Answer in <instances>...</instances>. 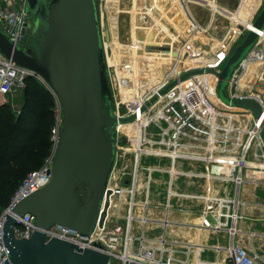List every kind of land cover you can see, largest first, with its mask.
Here are the masks:
<instances>
[{
	"label": "built area",
	"instance_id": "built-area-1",
	"mask_svg": "<svg viewBox=\"0 0 264 264\" xmlns=\"http://www.w3.org/2000/svg\"><path fill=\"white\" fill-rule=\"evenodd\" d=\"M27 2L28 0H20V3L12 8H5L0 4V29L8 32L17 44H22L24 39L22 32L25 29V22L28 18L26 15ZM147 3L148 8L145 7L144 10L146 19L149 18L147 9L153 11L151 4H149L150 0H147ZM243 3L248 4L245 7H248L250 12L253 13L250 24L254 27L255 21L263 9L264 0H249V3L247 0H242L241 6ZM252 3L255 5H250ZM196 26L193 27L192 24L194 34L200 33L201 30V28ZM235 28L229 30L222 42V49L225 50L230 45L229 50L221 58L218 56V64L212 67V70L219 74L221 73L222 65L231 55V50L242 38L245 39L250 32L254 31L244 27V25L237 27L236 31ZM254 29L259 34L260 41L235 71L230 82L228 94L232 101L246 99L256 101L263 111V116L260 120L256 119L248 110L234 109L223 104L218 96L219 79L214 74H204V76L212 75V89H210L211 85L207 86L205 81L198 79L197 77L199 76L192 77L183 83L179 82L176 87L168 91L159 101L145 110L146 106L160 92L170 85L171 82L178 81L183 74L178 73L173 80H166L160 86L152 88L147 93L136 94L134 91L131 92V79L127 78L124 73L126 70L116 66L114 62H111L106 57L110 84L114 95L115 116L118 121L132 118L133 121L128 123L119 122L117 127L115 166L103 197L101 209V214L106 213L107 215L105 226L101 229L98 225L95 233L91 236H83L77 232L55 226L44 232L47 242L57 238L72 243L83 250L96 249L95 244H98L102 247V250H97L109 255L108 264H171L174 257L172 256L173 251L170 250L171 242L167 238V230L168 226L172 224L168 220L169 213L173 207L172 200L175 198H187L186 195L183 196L176 192L177 180L195 176L189 171L187 173L178 170L187 168L190 164L201 162H208L214 165L216 169L222 167L231 168L228 165L229 163L215 160L212 157V153L216 152L232 154L241 145L240 132L244 131L242 128L235 130L228 124L215 125L213 123L218 118H222L221 115L228 113L229 110H242L246 113L245 115L252 118L249 123L251 128L246 130L248 131L247 140L240 150V160L234 163L236 165L235 168L240 167V170L243 168L264 169V138L262 134L264 100L253 93H240L239 83L241 77L237 76L239 73H246L251 63L264 59V50L261 42L264 31ZM177 37L180 38L176 48H179L181 54L192 53L193 43L191 39H183L180 35H177ZM178 45L180 46L178 47ZM29 78H34L45 85L56 100V125L52 130L51 137L53 147L44 165L26 177L12 197L9 207L0 215V264H3L9 258L3 242V231L7 216L13 207L18 206L51 183L52 165L62 133V112L56 95L41 77L29 70L18 67L0 53V98L2 104L11 106V99L19 98L24 93L26 82ZM214 102H219L222 107H227L228 112H225V107L222 108L218 103L216 105ZM17 110V114H20L21 109L17 108ZM151 128L160 130L162 134L159 139L152 138ZM197 132L204 135L209 134L208 139L205 138V144L196 135ZM231 133H235L238 136L236 138L231 137ZM208 143L213 147L217 146V148H207L206 144ZM254 150H257L258 153L253 157L256 160L252 161L249 159L253 156ZM205 151L207 152L206 156L204 154ZM194 152L200 154L194 155ZM130 156L133 157L132 166L129 165L128 159ZM150 158L168 160L172 167L169 170L170 181L166 191V202L163 205L167 219L163 222L151 217L149 214L150 210H153L155 206L154 195L151 192L152 179L147 188L141 189L139 186L140 178L143 174L142 169L145 162ZM155 170L156 168L152 167L149 170L150 178ZM156 171L163 172V170ZM203 178H205V175H203ZM232 180L235 181L238 187L243 183L241 174L238 178ZM156 193H159V191L156 190ZM176 194L177 196L174 197ZM140 199L142 200L140 201ZM140 202L142 203L141 206H139ZM227 202L226 200L218 201L217 231L224 229L227 220L237 218L234 214H230V205ZM18 220L21 225L15 228L16 239L29 240L37 230L35 217L28 214ZM147 224L155 226L162 224L163 234L160 238L154 234L156 230H148ZM234 234L235 231L232 230V238H229L230 243L223 248V251L228 253L229 263L263 264L256 255L236 244Z\"/></svg>",
	"mask_w": 264,
	"mask_h": 264
},
{
	"label": "water",
	"instance_id": "water-1",
	"mask_svg": "<svg viewBox=\"0 0 264 264\" xmlns=\"http://www.w3.org/2000/svg\"><path fill=\"white\" fill-rule=\"evenodd\" d=\"M22 32L27 40L17 44L0 29V53L20 68L41 77L59 100L62 133L52 165L51 183L11 209L4 225L3 242L8 260L3 264H108L109 255L53 238L45 231L60 227L91 236L107 219L102 202L113 173L117 150L118 121L110 84L102 22L97 0H28ZM29 20L31 22H29ZM264 31V7L254 23ZM108 34L109 30L106 28ZM250 32L226 59L221 73L192 70L168 85L145 108L186 80L214 74L219 79L218 96L223 104L263 116L253 100L232 101L228 94L235 71L259 43ZM264 138V124L262 127ZM32 215L37 230L29 240L16 239L19 218ZM99 249V250H97Z\"/></svg>",
	"mask_w": 264,
	"mask_h": 264
},
{
	"label": "rangeland",
	"instance_id": "rangeland-1",
	"mask_svg": "<svg viewBox=\"0 0 264 264\" xmlns=\"http://www.w3.org/2000/svg\"><path fill=\"white\" fill-rule=\"evenodd\" d=\"M157 1L158 0H150V4H151L150 6L153 8V11L150 9H147V12L149 14V18L151 19V21H153V24H152L149 18L146 19L144 17V10H145L144 0H97V6H98L101 22H102V30H103V38H104V42H105L106 57L111 62H113V60H114L113 58H115L114 57L115 53H117L120 57L122 56L123 47H129L132 50V51L130 50L132 52V55H129V62H127V63L121 62V64L114 62L116 64V66L122 68L121 67L122 63L125 65L126 64H129V65L135 64L136 65L138 63L137 60L139 59V56L137 55L138 54L137 50H139V49L145 50L143 48V46L148 47V44L151 46L152 42H156V46H154L155 44H153V47L155 49L154 50L155 55H158L157 57H155V59L158 60L155 64H158V62L161 61V65L163 67H165L164 68L165 75L161 76L162 79L160 78V79H158V81H156L154 83L153 80H150L151 78L149 79L150 75L147 71H146L147 72L146 74H144V72L141 74L140 73L141 67L142 66L145 67V65L148 66V62L145 63L141 57L140 59H141L142 63L139 66L137 65L138 66L137 67L138 68V71H137L138 77H137V79H135V89L133 90L136 94H137V92H138V94L147 93V92H149V90H151L155 86H160L162 84V82L164 83V81H166V80H173L177 76L178 70L181 71V72L179 71V73H181V74H184V72H186V71H192V70H200V69L212 70V67L214 65L218 64L217 63L218 56L223 51L222 42L224 41L225 36L228 34L230 28L234 29L235 27H240L241 25H244V24H239V23L233 24L232 20H230V19L227 20L224 17H220V15H217V16H219V18L217 19V21H215V24L212 25L210 23L212 21V18H213L212 11L210 9L206 10L205 9L206 3H204V2L209 1V0H206V1L203 0L202 6L196 2L195 3L190 2L191 0H173V1L172 0H160L161 1L160 6L163 4V7H157L156 8L155 6H157V5H155V4ZM192 1H199V0H192ZM215 1H216L217 6H219L220 8H224L225 10L232 13L233 15L238 14L240 8L243 7V10H242L243 14H245L246 16L250 14V15H252L251 17L253 18V13L250 12L248 7L247 8L245 7L248 4L243 3L241 6L242 0H215ZM247 1L249 3V0H247ZM199 2H201V1H199ZM134 3L137 5L136 6L137 8L134 7ZM176 4H177V6H176ZM250 5H255V4L252 3ZM263 7H264V5H263ZM126 13H128V14H126ZM243 14L241 12L240 16H243ZM240 16H238V17H240ZM252 18H250V20H249V18H247V21H246V19H244V17H243L242 20H245V22L248 23L252 20ZM141 19H143V21H144L142 25L140 23ZM188 20H189V22H188ZM164 21H166L167 24ZM29 22H31V21L29 20ZM160 22L164 23L166 25L161 24ZM113 23H115V24H113ZM148 23L149 24L151 23V25H149ZM110 24L113 25V28L110 27ZM192 24H193V27L197 25L198 28H201L200 33L194 34L193 29H192L193 28ZM151 26H152V28H150ZM106 28H108V30H109L108 34L106 32ZM149 28L153 31L149 30ZM167 29L170 33L167 31ZM164 31H165V33H164ZM177 35H180L183 39H187V40H189V38L191 39V41L193 43L192 53L185 55V53L181 54L179 48H176V49L172 48V45L176 46V44H179L178 39L180 37H177ZM25 41H27V40L24 38L22 43ZM145 41H148L147 45L142 44ZM243 41H244V38H242L241 41L233 48V50H231L230 54H232V52L238 46H240ZM179 46L180 45H178V47ZM134 51H136L137 54ZM140 52L143 53V51H140ZM164 53H167V55H170V56L162 57V55H165ZM196 53H198V54H196ZM206 53H207V55H205ZM119 56H117V57H119ZM176 57L177 58L179 57L180 62H176L177 61ZM193 57H196L197 59H191ZM161 58H165V59H161ZM193 60H196V61H194V64H191V66L194 65L195 68L189 67V65H190L189 63L192 62ZM209 61H210V63H209ZM211 62H214V63H211ZM176 63L179 64V68L176 69V67H174L175 68L174 69L173 66ZM118 64H120V66ZM223 65H222V68H223ZM145 68L147 69V67H145ZM157 74H159V73H157ZM242 75L244 77L246 75V73L242 72L241 74L239 73L237 75L238 77H241L240 81L243 78ZM200 78H201V80H203L207 83V86H210L209 83L212 80V78L209 77V75H205V76L202 75ZM142 82H144V84H146L148 82L147 83V89L145 90V92H143L144 90L143 91L141 90L142 87L139 88V86L137 84V83L141 84ZM248 85H250L251 89L254 90L255 92L263 94V97H264V91H262V89L259 87L258 83H255V85L249 83ZM133 88H134V86H133ZM144 88H146V87H144ZM19 99H21V100H19ZM14 100H17L15 102L19 105H17L16 103H13L9 107H10L12 112L17 114V111H18L17 108L21 109L22 106L24 105V102H25V101H23L24 100L23 94L19 98H14ZM0 101H1V98H0ZM11 101H13V100L11 99ZM214 103L216 105H218V104L220 105L219 102H217L218 104L216 102H214ZM15 104L17 107H15ZM162 106H164V104H162ZM220 106L222 107V105H220ZM229 111H232V110H229ZM238 111H241V110H238ZM236 112H237V110H236ZM221 116H222V118H218V120L216 122H213L215 125L216 124H220V125L228 124L235 130H239L240 128H242L244 131H241L240 133L244 132V134L247 132L246 130L251 128L250 125H246L247 122H249V123L251 122V120H252L251 118H248L249 121L244 122L241 119H233L232 115L231 116L230 115L229 116L221 115ZM161 134L162 133L160 132L159 129H156V128L152 129L151 128L152 138L159 139L161 137ZM196 135L199 136V139L203 140L204 144H205V138L208 139V136H209V134L204 135L201 133L199 134L198 132L196 133ZM237 136H238L237 134L231 133V137L236 138ZM245 139L247 140V136L244 137V141L241 142V145L236 152H234L232 154L221 153V152L212 153L213 159L229 163L228 164L229 167L235 168L236 165L234 163L238 162L240 160V157H241V151L240 150L246 142ZM206 146H207V148L211 147L212 149L217 148V146H214V147L211 146L210 143L206 144ZM256 153H258V151L254 150L252 153V155H253L252 157H254V155ZM198 154H200V153L194 152V155H198ZM204 154L206 156L207 152L205 151ZM128 160H129V165L132 166L133 157L130 156ZM151 167L156 168V170H163L162 173L157 172L155 170V172L151 175V178H152V181H151L152 191L151 192L154 195L156 190H159V194L154 195L153 199L155 198L156 201L157 200L158 201L164 200V198H166V196H167L166 191L168 190V183L170 181L169 170H170V168H172L171 164L168 160H156V159L150 158L144 164V168L142 169L143 173L146 175H149L148 172H149V170H151ZM188 170H190V168H187V169L183 168V169H179L178 171H183V172L188 173ZM184 179L185 178L179 179L180 180L179 185L184 184ZM141 200L142 199H140V201ZM174 201H175V199H173V202ZM175 203H176V201L174 203H172L173 204L172 206H174ZM182 259H184V257Z\"/></svg>",
	"mask_w": 264,
	"mask_h": 264
},
{
	"label": "crops",
	"instance_id": "crops-1",
	"mask_svg": "<svg viewBox=\"0 0 264 264\" xmlns=\"http://www.w3.org/2000/svg\"><path fill=\"white\" fill-rule=\"evenodd\" d=\"M199 1L191 0L190 2H196L202 6L203 0ZM19 3L20 0H0V4L5 8H12ZM242 10L243 7L240 8L239 12L237 11V15L225 14L220 17H224L227 20L235 17L236 20L245 26L249 22L247 23L242 19L244 17L247 21L248 15L243 14ZM241 12L243 16H240ZM143 22V19H141V25ZM151 23L153 24V21ZM151 23L148 24L151 25ZM236 23L238 24V22ZM111 25L110 27L113 28V25ZM150 28L149 30H151ZM236 29L237 27L235 31ZM147 42L145 41L142 44L147 45ZM151 44V46L148 44L147 48L143 46L145 50H137L138 54L134 51L139 56L136 67L142 63L141 57L145 63L148 62V66L145 65L147 69L142 66L140 73L142 71L144 74L153 72V65L156 62L153 44L156 46V42ZM172 48L176 49V46L172 45ZM229 48L230 45L222 51L219 58ZM130 50L131 48L129 47H123L122 56L118 55V58H122L121 62H129V55H132V50ZM140 51H143V53ZM261 82L262 89H264V75H262ZM137 84L138 86L140 85L139 83ZM145 87L147 89V85ZM15 101L17 100L13 99L12 104L16 103ZM1 104L2 101H0ZM245 118L248 120V117ZM249 160L253 161L256 159L250 157ZM188 168H190L188 171L195 176L186 177L182 185H179L180 180L178 179L176 184V192L183 196L186 195L187 198H175L176 203L172 207L168 218L170 223H172L167 230V238L171 242L170 250L173 251L172 256L174 257L171 264H230L228 253L223 251V248L230 243L229 238H232V230L235 231L236 244L256 255L264 264V169L243 168L240 170V167L216 169L214 165L208 162L193 163ZM240 174L243 178V183L238 187L232 179L235 180ZM203 175H205V178H203ZM156 194L159 193L155 192L154 195ZM176 196L177 194L174 195V197ZM165 199L156 201L154 198L155 206L153 209L156 211L154 218L160 222L167 219L163 208L166 202ZM219 200L228 201L230 214L237 216L235 219L227 220V224L222 231H217L216 229L218 225L217 211ZM174 202L172 200V203ZM153 230H156V233H154L156 237L160 238L163 234L162 224L157 225ZM183 257L184 259H182Z\"/></svg>",
	"mask_w": 264,
	"mask_h": 264
},
{
	"label": "trees",
	"instance_id": "trees-1",
	"mask_svg": "<svg viewBox=\"0 0 264 264\" xmlns=\"http://www.w3.org/2000/svg\"><path fill=\"white\" fill-rule=\"evenodd\" d=\"M20 114L0 105V215L33 171L39 170L52 152L56 125V100L49 89L29 78Z\"/></svg>",
	"mask_w": 264,
	"mask_h": 264
},
{
	"label": "bare ground",
	"instance_id": "bare-ground-1",
	"mask_svg": "<svg viewBox=\"0 0 264 264\" xmlns=\"http://www.w3.org/2000/svg\"><path fill=\"white\" fill-rule=\"evenodd\" d=\"M173 1V0H172ZM204 1H206V0H204ZM109 2V1H108ZM144 2H145V6L144 7H146L147 5H148V3H147V0H144ZM143 2V3H144ZM161 1L160 0H158L157 2H156V4L155 5H157V6H155L156 8L157 7H163V4L160 6V3ZM194 3V2H193ZM204 3H206L205 4V9L206 10H208V9H210L211 11H212V15H213V18H212V21L210 22L212 25L214 24V22H215V20H216V18L217 17H219V16H217V15H220V16H223V15H225V14H232V13H230V12H228L227 10H225L224 8H220L219 6H217L216 5V1L215 0H209V1H206V2H204ZM150 4V3H149ZM137 5L134 3V7H136ZM137 8V7H136ZM147 8V7H146ZM162 9V8H161ZM143 10V9H142ZM149 11V10H148ZM126 14H128V13H126ZM133 14V13H132ZM235 14V13H234ZM153 15V14H152ZM237 15V14H236ZM132 16V15H131ZM252 15H248V17L247 18H249V20H250V18H252L251 17ZM156 17V16H155ZM165 17V16H164ZM127 20V19H126ZM134 20V19H133ZM161 20V19H160ZM230 20H232V22L233 23H236V22H238L239 24H242L241 22H239L238 20H236V18L235 17H232V18H230ZM235 22H234V21ZM189 21V20H188ZM165 23H166V21H164ZM159 23V22H158ZM161 23V22H160ZM137 24V23H136ZM161 24H164V23H161ZM167 24V23H166ZM166 24H164V25H166ZM167 27V26H166ZM244 27H246V28H250L251 30H254V31H256L255 29H254V27L250 24V22H249V24H245V26ZM161 28V27H160ZM174 28V27H173ZM173 30V29H172ZM138 31V30H137ZM163 31V30H162ZM167 31H168V29H167ZM174 31V30H173ZM169 32V31H168ZM177 32V31H176ZM164 33H165V31H164ZM170 33V32H169ZM159 34V33H158ZM163 35V34H162ZM167 35V34H166ZM158 41V40H157ZM261 42H262V47H263V50H264V35H263V38L261 39ZM111 44V43H110ZM165 45V44H164ZM167 45V44H166ZM229 50V49H228ZM228 50H226L224 53H223V56L227 53V51ZM162 53V52H161ZM165 55H162V57H165V56H170V55H167V53H164ZM196 54H198V53H196ZM205 55H207V53L205 54ZM118 56V54L117 53H115V58H113L114 60H113V62H117V63H120L121 64V61L122 60H120V58H118L117 57ZM158 55H155V57H157ZM199 56V55H198ZM161 59H165V58H161ZM160 59V60H161ZM191 59H197L196 57H193V58H191ZM190 59V60H191ZM176 62H180V59H179V57L177 58L176 57ZM120 61V62H119ZM158 60L156 59V62H157ZM165 61V60H164ZM194 61H196V60H193L192 62H190L189 64V67H194V65L193 66H191V64H194ZM155 62V63H156ZM160 63V64H159ZM209 63H210V61H209ZM120 64H118L119 66H120ZM174 65H176L175 67H176V69L177 68H179V64L178 63H176V64H174ZM198 66V65H197ZM121 67L123 68V70L125 69L126 70V72L124 71V73L126 74V76L129 78V79H131V83H130V86H131V92H133V90L135 89V79H137V77H138V75H137V67H136V65L134 64H131V65H129V64H123L122 63V65H121ZM128 69H127V68ZM161 67V68H160ZM164 68L165 67H163L162 65H161V61H159L158 62V64H154L153 65V72L152 73H150L149 75V79L150 80H153V82L155 83L156 81H158V79H160L161 78V76H164L165 75V73H164ZM195 68V67H194ZM203 68V67H202ZM170 69V68H169ZM175 69V68H174ZM161 70V71H160ZM179 71L180 70H178L177 71V74L179 73ZM181 72V71H180ZM143 73V71L141 72V74ZM157 73H159V74H157ZM154 75V76H153ZM262 75H264V59L262 60V61H257V62H253V63H251L249 66H248V68H247V71H246V75L242 78V80L240 81V83H239V91H240V93H244V92H247V93H253L255 96H257V97H259V98H263V100H264V97H263V94H260V93H257V92H255L254 90H252L251 89V86L250 85H248L249 83H251V84H254L255 85V83H258L259 84V87L262 89V82H261V80H262ZM201 76H199V77H197L198 79H201L200 78ZM209 77H211V78H213L212 77V75H209ZM157 79V80H156ZM162 79V78H161ZM149 82V81H148ZM147 82V83H148ZM255 82V83H254ZM147 83L146 84H144V82H142L140 85H141V90L143 91V92H145V90H146V88H144L146 85H147ZM161 83V82H160ZM214 83V82H213ZM143 84V85H142ZM140 85H139V88H140ZM157 85V84H156ZM209 85H211L210 86V89H212V84H211V81H210V83H209ZM133 86H134V88H133ZM156 87V86H155ZM140 90V91H141ZM262 91H264V89H262ZM138 93V92H137ZM206 106H209V105H206ZM224 108V107H223ZM225 109V112H228V110H227V107L226 108H224ZM246 113L244 112V111H229L228 113H224L223 115L224 116H233V119H241L242 121H249V120H247L245 117H248V118H251L250 116H248V115H245ZM243 116H245V117H243ZM252 119V118H251ZM252 121V120H251ZM246 125H249V122H247L246 123ZM248 132V131H247ZM247 132L244 134V132H242V133H240V139H241V141L240 142H243L244 141V137L246 136V135H248L247 134ZM246 140V139H245ZM260 140V139H259ZM260 142H261V140H260ZM152 178H150V176L149 175H146V174H142V177L140 178V188L141 189H145V188H147L148 186H149V184H150V180H151ZM142 205V203L140 202L139 203V206H141ZM156 213V211L153 209V210H150V212H149V214H150V216L151 217H155V214ZM156 226L155 225H153V224H147V228H148V230H151V229H154ZM169 227V226H168Z\"/></svg>",
	"mask_w": 264,
	"mask_h": 264
},
{
	"label": "flooded vegetation",
	"instance_id": "flooded-vegetation-1",
	"mask_svg": "<svg viewBox=\"0 0 264 264\" xmlns=\"http://www.w3.org/2000/svg\"><path fill=\"white\" fill-rule=\"evenodd\" d=\"M187 168H188V167H187ZM187 168H186V169H187Z\"/></svg>",
	"mask_w": 264,
	"mask_h": 264
}]
</instances>
